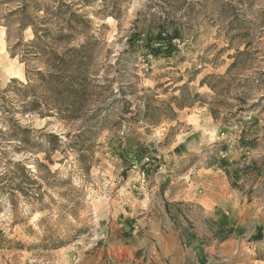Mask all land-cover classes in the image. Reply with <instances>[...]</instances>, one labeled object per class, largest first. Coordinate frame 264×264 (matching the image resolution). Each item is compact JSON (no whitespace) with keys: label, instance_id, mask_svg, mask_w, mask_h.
Wrapping results in <instances>:
<instances>
[{"label":"rangeland","instance_id":"rangeland-1","mask_svg":"<svg viewBox=\"0 0 264 264\" xmlns=\"http://www.w3.org/2000/svg\"><path fill=\"white\" fill-rule=\"evenodd\" d=\"M110 2L113 10L102 0L85 9L110 50L85 121L15 113L34 145L45 134L65 145L26 153L0 132V174L9 175L0 181V264H264V240L249 234L264 216V0ZM19 5L0 0V91L26 82L4 26ZM174 29L182 38L170 57L129 46L133 32L144 41ZM185 86L200 99L175 121L141 120L144 105L160 107ZM6 100L21 105L14 92ZM218 101L227 109L216 121L209 105Z\"/></svg>","mask_w":264,"mask_h":264},{"label":"trees","instance_id":"trees-1","mask_svg":"<svg viewBox=\"0 0 264 264\" xmlns=\"http://www.w3.org/2000/svg\"><path fill=\"white\" fill-rule=\"evenodd\" d=\"M39 1L18 0V9L8 16L9 20L15 17V21H7L4 25L7 28L8 42L12 36H16V42L10 51L13 58L20 56V62L25 66L26 82L13 79L4 91H0V120L4 130L0 132L2 138L7 139L5 141L19 143L15 148L17 151L49 154L52 150H58L64 144L63 141L54 134H45L42 136L45 141L48 140L47 144L34 145L31 130L20 125V120L15 119V113L54 119L63 124L85 121L95 96V84L101 77L98 62L110 50H106L102 30L93 28V22L85 11L94 0H78V3L69 4L65 0H46L57 4L52 12L45 7L46 3L42 5ZM102 2L104 9H114V3H109V0ZM109 15L117 19L114 13ZM13 24L17 26L16 35L11 33ZM28 30L32 32L33 38L24 42L23 34ZM180 38L182 37L177 29L172 33L160 32L154 40L144 41L137 32H133L129 38V46L132 49L145 48L155 57L167 51L170 57L172 42ZM234 67L235 64L231 69ZM206 79L201 82V87L207 85ZM14 85L18 87L13 89ZM208 87L214 90L210 84ZM178 90L182 91L179 97L161 102L160 107H153L152 103L144 105V110L139 114L142 116L141 120L153 125H160L162 121L173 122L177 118L176 110L191 108L200 99L198 94L192 97L187 86ZM10 92H14L21 104L18 109L7 108L6 96ZM216 95L220 97L219 94ZM226 109L224 103L219 101L209 105V112L216 121H219V116ZM153 113L157 114L159 121L151 120ZM222 121L228 122L227 119ZM71 149L80 151L79 147ZM4 155L0 151V160ZM16 165L25 175L31 174L25 165L20 162ZM5 177L9 175L0 174V181ZM14 180V177L9 178L11 185ZM24 194L28 195L25 191Z\"/></svg>","mask_w":264,"mask_h":264},{"label":"crops","instance_id":"crops-1","mask_svg":"<svg viewBox=\"0 0 264 264\" xmlns=\"http://www.w3.org/2000/svg\"><path fill=\"white\" fill-rule=\"evenodd\" d=\"M211 203V202H210ZM210 203H206V204H210ZM205 211V214L206 215H209V211H208V207H206V209H204ZM241 210H242V212H244L245 211V208H243V209H238V211H240L241 212ZM225 214H228L227 212H224ZM254 219H255V217H254ZM225 220H228L227 219V217L225 218ZM259 220L260 221H252V224H254V228H253V230L249 233L250 234V236H251V238H250V241H252V242H261V241H263L264 240V216L263 217H260L259 218ZM225 222H227V221H225ZM237 222V226H236V228H238V227H240V226H242V227H244V226H246L245 225V221L244 222H240V220L238 219V221H236ZM179 264H180V262H179Z\"/></svg>","mask_w":264,"mask_h":264}]
</instances>
